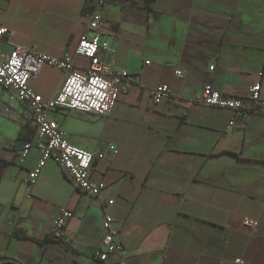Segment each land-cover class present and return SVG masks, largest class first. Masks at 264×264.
<instances>
[{
  "label": "crops",
  "instance_id": "crops-1",
  "mask_svg": "<svg viewBox=\"0 0 264 264\" xmlns=\"http://www.w3.org/2000/svg\"><path fill=\"white\" fill-rule=\"evenodd\" d=\"M90 9L89 0H0L8 32L0 52L72 53ZM102 15L103 64L138 85L119 92L108 118L62 109L50 116L71 145L105 154L90 175L106 188L89 197L50 160L27 191L41 155L32 148L20 161L19 153L37 133L24 122L25 106L0 87V260L117 264L121 257H95L112 201L126 264H264V117L230 126L232 111L198 101L206 86L244 99L261 83L264 97V0H110ZM74 61L81 72L89 64ZM64 82L62 71L45 66L30 86L49 101ZM161 85L173 98L154 105L151 92ZM63 210L72 214L69 241L47 239Z\"/></svg>",
  "mask_w": 264,
  "mask_h": 264
},
{
  "label": "built area",
  "instance_id": "built-area-1",
  "mask_svg": "<svg viewBox=\"0 0 264 264\" xmlns=\"http://www.w3.org/2000/svg\"><path fill=\"white\" fill-rule=\"evenodd\" d=\"M91 4L88 13L86 32L79 40L72 53L61 58L51 57L38 51L37 47L16 46L9 56L0 52V87L10 92L12 100H17L25 106L24 122L34 129L37 136L31 142L24 144L19 153L20 161H24L32 148L40 152V160L24 181L27 191L36 185L47 162L54 161L60 169L72 180L74 186L85 195L97 198L105 190L104 183H97L91 179L90 171L95 159H104L105 154H94L82 148L71 145L64 137L58 122L50 116L56 109H62L82 114H89L100 118L111 116L120 91H130L138 80L123 70L110 73L100 58V37L104 34L106 22L102 12L110 0H89ZM92 33V36H89ZM8 32L5 27L0 28V43L7 40ZM75 58L88 61L84 71H77ZM149 64V62H147ZM45 66L54 67L65 75V82L57 95L45 101L30 86V82L37 79ZM213 70V68H211ZM176 76L184 79L181 71ZM173 98L172 90L161 85L151 92L154 105H160L165 100ZM198 101L207 107L227 109L234 117L230 126L239 121L248 122L253 116L264 117V97L262 84L258 83L249 89V96L244 99L224 96L211 86H206ZM114 202L109 201L103 208L102 248L95 257L105 263L111 256L121 257L117 264H126L122 259V247L117 241L119 230L114 227V219L109 208ZM71 212L63 210L55 218L47 230V239L68 242L65 228ZM249 227H257L258 223L247 221ZM236 263L244 264L241 260Z\"/></svg>",
  "mask_w": 264,
  "mask_h": 264
},
{
  "label": "water",
  "instance_id": "water-1",
  "mask_svg": "<svg viewBox=\"0 0 264 264\" xmlns=\"http://www.w3.org/2000/svg\"><path fill=\"white\" fill-rule=\"evenodd\" d=\"M13 260H11V259H8V258H6V259H1L0 260V264H8V263H11Z\"/></svg>",
  "mask_w": 264,
  "mask_h": 264
},
{
  "label": "trees",
  "instance_id": "trees-1",
  "mask_svg": "<svg viewBox=\"0 0 264 264\" xmlns=\"http://www.w3.org/2000/svg\"><path fill=\"white\" fill-rule=\"evenodd\" d=\"M19 237H22L21 235H18ZM23 238H25V237H23ZM8 264H19V263H17L16 261H12L11 263H8Z\"/></svg>",
  "mask_w": 264,
  "mask_h": 264
}]
</instances>
